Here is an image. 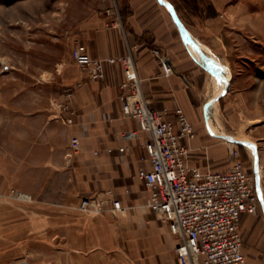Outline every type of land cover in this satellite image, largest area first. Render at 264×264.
<instances>
[{"label":"crops","instance_id":"crops-1","mask_svg":"<svg viewBox=\"0 0 264 264\" xmlns=\"http://www.w3.org/2000/svg\"><path fill=\"white\" fill-rule=\"evenodd\" d=\"M117 1L121 26L106 25L114 19L106 16L102 5L88 9L91 14L80 26L78 43L102 59L123 56L135 47L143 96L151 108L168 110L170 118L178 107L185 112L196 131L189 141L191 162L203 171L221 170L229 164L227 154L224 157L216 149L215 110L224 114L225 122L220 120V125L244 131L249 138L245 142L252 144L244 147L249 151L263 219L259 213L242 216L243 252L250 264H261L253 257L256 252L264 253V122L260 117L264 96L259 81L251 74H233L226 93L209 105L211 81L200 57L199 40L175 6L168 0ZM213 19L206 24L219 23V34L224 32L230 42L223 44L219 38L222 47H232L227 23L222 26L223 20ZM156 50L173 65L169 77L160 75ZM62 77L66 87L81 83L73 99L65 95V89L59 98L76 107L75 122L67 125L48 119L33 141L25 143L14 130L10 139L1 140L13 152L11 159L7 154L0 156V193L15 187L29 198L0 201V264L9 254L25 258L28 264H179L175 250L181 239L151 211L149 191L138 176L141 169L151 167L144 149L151 137L138 129L134 118L121 114L118 95L123 66L105 63L104 78L91 81L71 62ZM55 108L54 119L58 118ZM57 131L61 134L58 145ZM72 137L80 139V146L69 159ZM26 144L25 154L22 147ZM222 156L228 164H222ZM23 178L34 184L24 186ZM85 197L107 200L106 210L99 214L80 210ZM112 200L120 201L125 212L114 209ZM256 222L257 238L254 246H248L244 235Z\"/></svg>","mask_w":264,"mask_h":264},{"label":"rangeland","instance_id":"rangeland-1","mask_svg":"<svg viewBox=\"0 0 264 264\" xmlns=\"http://www.w3.org/2000/svg\"><path fill=\"white\" fill-rule=\"evenodd\" d=\"M168 1L199 40L201 47L197 48L211 81L212 102L209 105L226 93L228 81L236 73L255 76L259 81L261 96H264V0ZM100 5L105 11L111 1L0 0V156L7 154L11 159L12 146L1 144V140L3 137L10 139L13 130L26 143L29 139L33 141L37 138V129L43 128L48 119H58L53 117V108L66 87L63 70L74 62L71 54L80 40V26L91 14L87 10H97ZM215 17L224 21L222 26L227 23L232 47H222L223 44L228 45L229 41L224 32H221L222 36L219 34V23L206 24ZM260 101L263 105L264 97ZM214 115L216 118L213 117V120H216L212 121V129L218 137L215 139L216 149L224 157L227 154L230 164V151L238 148L251 167L249 151L244 147L246 145L236 142L249 138L244 136V131H237L229 124L220 125V120L225 121L224 114L219 110H215ZM260 117L263 123L264 110ZM56 136L58 145L59 131ZM22 148L25 154L28 153L27 144ZM223 156L222 164H228L223 163ZM21 184L27 186L34 183L23 178ZM15 192L18 191L11 187L7 193H0V201H14L17 197ZM256 213L263 219L259 207ZM257 227L258 222L244 235L248 246H254ZM8 253L9 250L5 252L6 255ZM253 257L264 264V253L256 252ZM22 260L26 259L9 254L5 256L3 264H24ZM25 262L28 264L27 260Z\"/></svg>","mask_w":264,"mask_h":264},{"label":"built area","instance_id":"built-area-1","mask_svg":"<svg viewBox=\"0 0 264 264\" xmlns=\"http://www.w3.org/2000/svg\"><path fill=\"white\" fill-rule=\"evenodd\" d=\"M106 8L107 17L114 22L107 26H121V13L117 0ZM135 47L119 57L106 59L90 55L83 43H76L72 60L88 74L91 81L105 76V63H120L123 66V81L118 95L121 114L132 117L138 129L150 133L144 145L150 169H141L138 176L149 191V207L155 216L164 222L170 232L180 237L176 248L179 264H250L243 252L241 220L245 214H255L259 197L255 189L253 172L242 158L240 150L230 151V164L217 171H203L191 162L189 141L196 131L192 122L181 108H176L174 118L166 109L156 110L149 106L143 96L134 58ZM160 59L161 76L174 73L173 65L156 50ZM65 88V95L73 99L76 89ZM58 119L71 125L78 115L70 102H56ZM80 139L70 140V156L78 152ZM123 150V149H121ZM106 196L110 191L105 193ZM21 199L29 197L15 192ZM105 199L85 197L79 209L92 214L106 210ZM114 209L125 212L120 201L112 200ZM25 264V261L22 260ZM21 264V263H20Z\"/></svg>","mask_w":264,"mask_h":264},{"label":"water","instance_id":"water-1","mask_svg":"<svg viewBox=\"0 0 264 264\" xmlns=\"http://www.w3.org/2000/svg\"><path fill=\"white\" fill-rule=\"evenodd\" d=\"M218 89V88H217ZM235 141V140H234ZM236 142H238V143H240V144H244V145H246V146H249V147H252V144H250L249 142H239V141H236Z\"/></svg>","mask_w":264,"mask_h":264},{"label":"bare ground","instance_id":"bare-ground-1","mask_svg":"<svg viewBox=\"0 0 264 264\" xmlns=\"http://www.w3.org/2000/svg\"><path fill=\"white\" fill-rule=\"evenodd\" d=\"M226 75V74H225ZM226 77V76H225ZM224 78V77H223ZM216 85V84H215ZM214 87H216V86H214ZM211 111V110H210ZM215 120V119H214ZM25 264V263H24Z\"/></svg>","mask_w":264,"mask_h":264},{"label":"trees","instance_id":"trees-1","mask_svg":"<svg viewBox=\"0 0 264 264\" xmlns=\"http://www.w3.org/2000/svg\"><path fill=\"white\" fill-rule=\"evenodd\" d=\"M243 158V157H242ZM244 159V158H243ZM244 161H246L245 159H244Z\"/></svg>","mask_w":264,"mask_h":264}]
</instances>
